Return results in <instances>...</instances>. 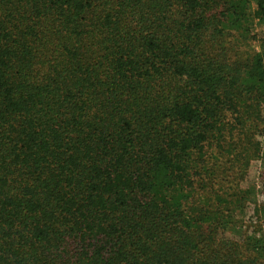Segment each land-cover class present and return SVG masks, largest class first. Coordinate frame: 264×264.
<instances>
[{
  "label": "trees",
  "instance_id": "16d2710c",
  "mask_svg": "<svg viewBox=\"0 0 264 264\" xmlns=\"http://www.w3.org/2000/svg\"><path fill=\"white\" fill-rule=\"evenodd\" d=\"M263 115L264 0H0V264H264Z\"/></svg>",
  "mask_w": 264,
  "mask_h": 264
},
{
  "label": "rangeland",
  "instance_id": "374dc122",
  "mask_svg": "<svg viewBox=\"0 0 264 264\" xmlns=\"http://www.w3.org/2000/svg\"><path fill=\"white\" fill-rule=\"evenodd\" d=\"M252 11L254 12L255 9L253 8ZM254 24L256 26L257 33L260 34L261 30H260L258 21H255ZM263 119H264V115H263ZM260 140L264 143V138H259V141ZM263 171H264V165H263L261 160H256V161L252 162L250 167L248 168L246 176L243 180L242 188L246 189V190L251 189V190H253V192L255 191V193H256L255 195L257 196V198L260 199V197H262L264 200V196L261 194V189H262L261 187L263 184V178H262L263 177ZM253 208H254L253 205L248 206V209L243 213L244 218H246L247 220L253 219L252 221L256 220L254 218V211H253L254 209ZM228 237L236 238L237 234H232V235L228 234Z\"/></svg>",
  "mask_w": 264,
  "mask_h": 264
}]
</instances>
